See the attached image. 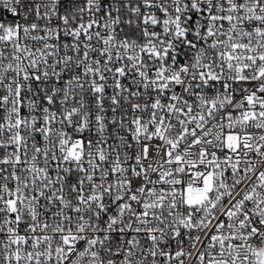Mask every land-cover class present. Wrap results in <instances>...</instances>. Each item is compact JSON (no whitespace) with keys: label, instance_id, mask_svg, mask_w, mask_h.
<instances>
[{"label":"snow or ice","instance_id":"6c2138e0","mask_svg":"<svg viewBox=\"0 0 264 264\" xmlns=\"http://www.w3.org/2000/svg\"><path fill=\"white\" fill-rule=\"evenodd\" d=\"M0 264H264V0H0Z\"/></svg>","mask_w":264,"mask_h":264}]
</instances>
